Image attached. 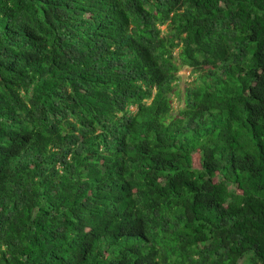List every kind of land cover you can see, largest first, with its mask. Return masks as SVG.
Here are the masks:
<instances>
[{
  "label": "trees",
  "instance_id": "obj_1",
  "mask_svg": "<svg viewBox=\"0 0 264 264\" xmlns=\"http://www.w3.org/2000/svg\"><path fill=\"white\" fill-rule=\"evenodd\" d=\"M0 264H264V0H0Z\"/></svg>",
  "mask_w": 264,
  "mask_h": 264
},
{
  "label": "rangeland",
  "instance_id": "obj_2",
  "mask_svg": "<svg viewBox=\"0 0 264 264\" xmlns=\"http://www.w3.org/2000/svg\"><path fill=\"white\" fill-rule=\"evenodd\" d=\"M161 28L165 29V26H162ZM192 77H193L192 70L190 68H186V67L180 68L178 72V79L175 86L176 92L175 94H173L172 112L174 114L177 112L179 108L183 107L182 98H183L184 89L192 81Z\"/></svg>",
  "mask_w": 264,
  "mask_h": 264
}]
</instances>
